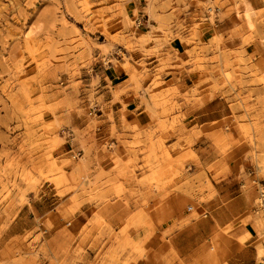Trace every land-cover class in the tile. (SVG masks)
<instances>
[{
	"label": "rangeland",
	"instance_id": "obj_1",
	"mask_svg": "<svg viewBox=\"0 0 264 264\" xmlns=\"http://www.w3.org/2000/svg\"><path fill=\"white\" fill-rule=\"evenodd\" d=\"M258 263L264 0H0V264Z\"/></svg>",
	"mask_w": 264,
	"mask_h": 264
},
{
	"label": "bare ground",
	"instance_id": "obj_2",
	"mask_svg": "<svg viewBox=\"0 0 264 264\" xmlns=\"http://www.w3.org/2000/svg\"><path fill=\"white\" fill-rule=\"evenodd\" d=\"M257 218V217H256ZM262 252V251H261ZM258 264H264V263H258Z\"/></svg>",
	"mask_w": 264,
	"mask_h": 264
}]
</instances>
